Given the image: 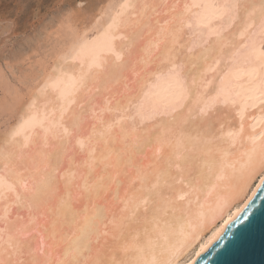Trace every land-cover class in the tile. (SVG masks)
<instances>
[{
	"label": "bare ground",
	"instance_id": "obj_1",
	"mask_svg": "<svg viewBox=\"0 0 264 264\" xmlns=\"http://www.w3.org/2000/svg\"><path fill=\"white\" fill-rule=\"evenodd\" d=\"M100 1L11 89L0 264H193L264 179V0Z\"/></svg>",
	"mask_w": 264,
	"mask_h": 264
},
{
	"label": "rangeland",
	"instance_id": "obj_2",
	"mask_svg": "<svg viewBox=\"0 0 264 264\" xmlns=\"http://www.w3.org/2000/svg\"><path fill=\"white\" fill-rule=\"evenodd\" d=\"M233 2H234V0H229V4H232ZM102 4H103V2H101L100 0H0V104H2L0 106H2L3 109L6 108L5 110H3L2 108L0 110L1 112L5 111L2 114L0 113V137L1 138L4 137L5 135H7L10 132L11 127H13V125H15L17 123V121L19 120V115L21 113L22 107L29 101L31 94L34 92V90L37 89L35 87L40 86V84L42 82V78H40V77L43 76L42 74H43L44 68L46 70H48L52 67V64L54 62L53 56L56 53V51L54 52V50H56V49L50 50V48L52 49V48L58 47L55 44L56 41H59V40L62 41V39L67 40V38L69 37L68 33L70 31V29H69L70 25H73V26L75 25V22H73V21H76V20H77V22L79 21L74 26L75 29H77V30H82V29L86 30V29L91 27L90 29H88L89 34L87 35V38L84 40V42L81 44V47H83L84 45H87L89 43L95 44L97 42V39H98L97 34H96L97 28H96L95 24L93 25V23H94V19L96 17H98L100 13H102L101 10L99 11V7ZM82 7H83V9H82ZM79 8H81V9L79 10ZM76 9H77V11H76ZM78 11H80V12H78ZM73 12H74V14H72ZM76 13H78V14H76ZM72 16L75 17L76 20L73 19V21H72L71 20L72 18L71 19L69 18ZM228 16H229V14H226L225 18H228ZM61 17L62 18L65 17V19L62 20ZM76 17L78 19H80L81 21L78 20ZM66 19H69V20H66ZM59 21L65 23V24L67 23V25L69 22L70 25L67 26L63 23H60ZM92 21H93V23H92ZM71 22L74 24H72ZM57 23L59 25L62 24V26L61 25L57 26ZM234 24L235 23L233 22V24L230 26V29L234 26ZM64 26L66 28L68 27V29L64 30L65 32L63 33V35H62V31H59V34H55L57 32V31H55L56 27H57V29H60L62 27L61 30H63ZM76 26H78V27H76ZM81 26H82V28H81ZM187 30H188L189 35H191V37L193 38V40L197 41L201 37V32H200L201 29H198V27L196 25L188 26ZM46 32H50V33L47 34ZM52 32H54V33H52ZM49 34H51V37H49L50 36ZM66 34H67V38H66ZM52 37L55 39L57 38V39L53 40ZM51 40L54 41V42H52L53 44H51V42H50ZM59 42H57L58 45H59ZM60 44H61V42H60ZM263 47H264V44H263ZM35 48H37L36 49L37 51L35 50ZM34 50L36 51V53H40L39 56H38V54L35 53ZM46 51L47 52L52 51L53 55L51 56L52 52L46 53ZM44 52H45V54H42ZM35 54H36L37 58L34 56ZM48 54H50V55H48ZM50 56L52 57L53 60L51 59ZM31 57H32V59H31ZM45 57H49L48 59L51 60L50 63L48 62L49 60ZM54 58H55V56H54ZM38 59L39 60L42 59L41 62L39 61L40 64H42L44 62L48 63V65H45L46 67H43L44 66L43 65L42 66L43 69H40V71H42L41 75L39 73L40 72L39 69L37 68V67L41 68V66L38 65L39 62H37L38 63L37 66H34L35 64H33ZM31 60H35V61L32 62ZM43 60H46V61H43ZM31 62L33 65L31 64ZM66 62L67 63L65 64V67H67L69 64L70 65L77 64V60H66ZM25 71H26V73L24 74L23 72H25ZM27 72L31 76L28 75ZM31 72H34V73H31ZM2 73L6 77H4V75H1ZM21 74L25 75L28 80L31 78V80H29L31 82L27 81L26 77L24 78L23 75H21ZM2 76H3L4 80L2 79ZM21 76H22L23 80H22V78H20ZM6 78H7V82H6ZM35 78H37V79H35ZM33 79H34V81H33ZM19 80L20 81L26 80L27 83L21 85L20 83H23V82L22 81L20 82ZM35 81H37V83H39V85L36 84ZM12 82L14 84H12ZM9 83H11L12 85H10ZM19 84L21 85L20 89L18 86ZM27 84H29L30 86L29 85L27 86ZM13 85H15V86L12 87ZM4 86H7L8 91H4L6 89V88H3ZM10 86H11V88H10ZM23 86H25V87H23ZM26 86H27V88H26ZM28 87H30V88L28 89ZM17 88H18V90H17ZM23 88H25V89H23ZM11 89H12V91H13V89H14V91L16 90L15 92H17L18 95L24 94L25 96L24 97L19 96L17 98L16 97V96H18L17 93L14 94V92H12ZM21 89L24 90L23 94H19V92L22 93V91H20ZM30 89H31V91H29ZM5 94H7V95L10 94L11 98L12 97H15V98H13V100H11L9 95L7 97V95H5ZM6 98L7 99L10 98L9 100L11 101V106H10V103L7 105L6 102L7 101L10 102V101L7 100ZM19 98L21 99V101L23 100L22 104L18 103V102H21ZM1 99H2V101H1ZM15 100L16 101L18 100V101L15 102ZM12 102H14V104L18 103L19 105H17V104H16L17 106L12 105L13 104ZM5 105L7 107H5ZM13 106L14 107L16 106V108L18 110L16 108H14ZM18 106H21L20 107L21 109L18 108ZM10 107L11 108L13 107V109H15V110L11 109ZM9 111H12V112H10L11 115H9V113H7ZM15 112H17L18 116L16 115Z\"/></svg>",
	"mask_w": 264,
	"mask_h": 264
},
{
	"label": "water",
	"instance_id": "obj_3",
	"mask_svg": "<svg viewBox=\"0 0 264 264\" xmlns=\"http://www.w3.org/2000/svg\"><path fill=\"white\" fill-rule=\"evenodd\" d=\"M245 206L247 222L225 243L214 240L193 264H264V183Z\"/></svg>",
	"mask_w": 264,
	"mask_h": 264
},
{
	"label": "snow or ice",
	"instance_id": "obj_4",
	"mask_svg": "<svg viewBox=\"0 0 264 264\" xmlns=\"http://www.w3.org/2000/svg\"><path fill=\"white\" fill-rule=\"evenodd\" d=\"M261 169L264 170V158L260 162ZM264 183V179H262ZM246 207L239 209L235 215H230L227 220L223 222V225L213 234V239L223 244L235 234V229L242 226L249 219V215L246 213Z\"/></svg>",
	"mask_w": 264,
	"mask_h": 264
}]
</instances>
